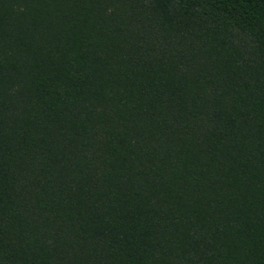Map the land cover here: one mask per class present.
<instances>
[{"label": "trees", "instance_id": "trees-1", "mask_svg": "<svg viewBox=\"0 0 264 264\" xmlns=\"http://www.w3.org/2000/svg\"><path fill=\"white\" fill-rule=\"evenodd\" d=\"M0 264H264V0H0Z\"/></svg>", "mask_w": 264, "mask_h": 264}]
</instances>
